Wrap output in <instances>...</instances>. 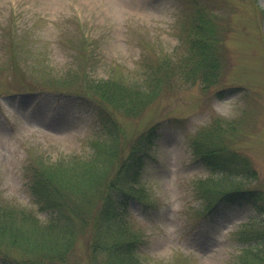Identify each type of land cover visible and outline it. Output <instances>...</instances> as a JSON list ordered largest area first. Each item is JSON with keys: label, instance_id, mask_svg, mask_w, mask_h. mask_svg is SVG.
<instances>
[{"label": "rangeland", "instance_id": "1", "mask_svg": "<svg viewBox=\"0 0 264 264\" xmlns=\"http://www.w3.org/2000/svg\"><path fill=\"white\" fill-rule=\"evenodd\" d=\"M197 12L210 17L211 32H194ZM197 37L212 38L213 73L190 50ZM100 79L158 88L145 104L120 97L119 110L102 108L90 89ZM99 107L117 134L110 173L142 129L160 128L144 143L138 199L96 226L98 205H90L86 223L73 220L62 264H106L133 237L146 264L236 261L244 243L233 231L255 212L232 207L200 224L198 183L224 187L233 178L197 158L192 142L213 138L248 161L239 181L264 200V0H0V203L44 222L49 212L34 202L25 167L101 163L108 148L95 153L92 144L110 139Z\"/></svg>", "mask_w": 264, "mask_h": 264}, {"label": "trees", "instance_id": "2", "mask_svg": "<svg viewBox=\"0 0 264 264\" xmlns=\"http://www.w3.org/2000/svg\"><path fill=\"white\" fill-rule=\"evenodd\" d=\"M190 23L192 28H195V33L204 34L212 30L210 17L203 12L193 15ZM189 47L200 57L199 65L205 64L208 72L213 73L216 56L213 52L212 38L200 41L197 37L196 41L190 40ZM166 67L172 66L167 63ZM155 68L158 70V67H153L152 70ZM203 80L205 83L210 81L208 78ZM157 88L156 81L149 82L148 85H145L144 81L126 85L114 79L90 82L91 92L101 102L100 107L116 110L119 109L113 105L122 107V104L127 102L118 101L120 97L133 96L137 102L145 104L154 96ZM100 107L99 119L110 139L108 145L99 141L92 144L95 153L96 150L108 148L109 152L101 163L91 160L76 168L63 166L60 169L30 165L25 167L24 177L34 202L40 210L49 212V217L44 222L22 207L0 203V264L68 262L74 219L82 224L86 223L90 214L88 208L97 203L98 207L92 217V224L96 226L116 219L118 214L125 211L131 198L138 199L141 191V187L138 186L141 169L147 157L144 143L157 137L160 124L154 122L148 125L130 140L127 152L118 158L120 160L110 173L111 160L118 156L117 134L115 126L110 125ZM132 110L134 112L136 107H132ZM192 150L204 164L212 169H219L227 177L233 178V182L224 187L221 185L211 187L206 182L198 183L201 185L199 187L201 203L197 208V216L201 220H210L222 210L249 206L255 213L249 216L247 223L233 231L244 246L241 247L237 260L228 264H264V200L255 189L247 188L239 181L245 178L244 170L249 167L248 161L213 138H209L206 143L195 139L192 142ZM236 178L238 180H235ZM119 221L121 229L127 221L122 217ZM132 239L135 238H130L124 247L118 243L119 247L111 249L106 264H146L144 256L140 257L135 253L130 243Z\"/></svg>", "mask_w": 264, "mask_h": 264}]
</instances>
